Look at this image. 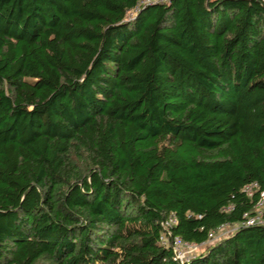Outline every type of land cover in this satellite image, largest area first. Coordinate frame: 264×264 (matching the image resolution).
<instances>
[{
  "label": "trees",
  "instance_id": "16d2710c",
  "mask_svg": "<svg viewBox=\"0 0 264 264\" xmlns=\"http://www.w3.org/2000/svg\"><path fill=\"white\" fill-rule=\"evenodd\" d=\"M131 13V14H130ZM264 0H0V264H264Z\"/></svg>",
  "mask_w": 264,
  "mask_h": 264
},
{
  "label": "built area",
  "instance_id": "2783aa9c",
  "mask_svg": "<svg viewBox=\"0 0 264 264\" xmlns=\"http://www.w3.org/2000/svg\"><path fill=\"white\" fill-rule=\"evenodd\" d=\"M259 183L253 182L249 183L244 187V191L249 196H253L256 191H258V199L256 201L255 207L252 213H245L244 219L239 223H236L237 228L240 226H248V225H261L264 226V190H259ZM175 217L171 216L166 222L163 223L164 230L160 237V241L165 246L171 247L173 249L174 257L180 261H187L190 259V256H186L185 247L197 245L194 243H189L185 241L181 236L172 235L170 226L175 223ZM227 225V224H225ZM224 226V225H222ZM220 226V227H222ZM219 227V228H220ZM218 228V229H219ZM217 229V230H218ZM216 230V231H217ZM212 231L210 233L209 240H212L215 237V232ZM208 240V241H209Z\"/></svg>",
  "mask_w": 264,
  "mask_h": 264
},
{
  "label": "rangeland",
  "instance_id": "374dc122",
  "mask_svg": "<svg viewBox=\"0 0 264 264\" xmlns=\"http://www.w3.org/2000/svg\"><path fill=\"white\" fill-rule=\"evenodd\" d=\"M131 14V13H130ZM237 229V225L235 224H227L222 227H220L215 232V237L212 240L207 241L204 244L201 245H192L185 247V253L186 256L195 255L201 252H204L206 249H208L215 241L223 239L225 237H228L231 235L235 230Z\"/></svg>",
  "mask_w": 264,
  "mask_h": 264
}]
</instances>
